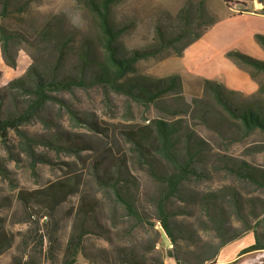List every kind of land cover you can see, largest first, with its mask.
I'll use <instances>...</instances> for the list:
<instances>
[{
    "label": "rangeland",
    "instance_id": "obj_1",
    "mask_svg": "<svg viewBox=\"0 0 264 264\" xmlns=\"http://www.w3.org/2000/svg\"><path fill=\"white\" fill-rule=\"evenodd\" d=\"M10 1V11L6 12V17H0V24L14 37L6 55L0 43L2 118L22 110L26 101L15 90H5L9 82L23 76L31 66L47 77L56 75L59 52L55 43L42 34L48 22L55 19L63 38L68 36L71 39V44L67 45L70 51L67 48L63 50L68 55L58 65V78L78 74L77 47L84 38L89 39L91 54L100 56L101 53L96 19L88 9V0ZM250 1L119 0L111 5L109 19L115 29L124 30L116 44L119 52L128 56L134 50L150 48L158 33L166 38L180 33L185 17L191 22L190 33L186 37L199 34L211 19H216L215 23L220 24L216 28L219 30L221 27L222 30L229 24L222 22L227 8L244 10L246 4L249 8L252 6ZM26 3L28 5L23 12L17 9ZM250 26L264 31V20H255ZM223 34L226 36L227 30ZM213 38L204 32L198 39L199 51L204 45L212 47L215 44ZM184 42L166 51L167 57L140 61L136 65L139 77L177 75L181 83L180 94L167 95L156 105L144 108L128 102L125 96L105 95L99 87L73 90L58 94L64 103L48 104L42 113V117L51 122L49 129L39 119L19 128L41 142H52L58 136L59 141L60 138L63 140L60 144L70 142L80 149L77 155L56 153L41 143L35 152L44 156V162L31 168L29 158L20 149L16 133L9 131L7 140L0 139V242L5 239L0 251V264H12L13 258L30 264H121L128 253L154 264L167 252L176 256L181 264H211L220 250L221 238L208 217L211 211L222 215V220H219L222 230L230 233L235 230L242 239L232 241L222 254L228 255L250 240L254 242L253 232L241 231L246 222L254 221V216L264 215V190L227 174L221 161L227 160L231 165L244 161L264 172V133H243L239 123L230 118L205 90L204 80L183 69L179 63L181 56H176L175 52ZM248 51L259 56L256 51ZM253 80L262 82L264 75L257 74ZM255 94L243 97L253 102ZM243 97L232 98L229 104L241 109L246 104ZM67 106L81 119L79 124L69 121L64 111ZM153 119L180 121L183 132L193 133L202 142L200 158L195 166L198 172L205 174V179L190 180L184 187L182 199H173L168 206L174 213H180L170 219L174 242L167 238L156 220L154 198L158 194L157 185L146 166L132 159L131 145L124 138L128 130L141 129ZM89 126L92 130L88 129ZM69 136H73L72 141L68 140ZM151 159L157 174L171 172L170 166L159 157L151 155ZM117 161H125L126 172L136 180L137 185L132 192L136 198V209L144 220L140 224L116 215L115 221H119L112 227V220H107V201L93 181V168L100 164L101 174ZM57 185L64 188L65 195L52 198L46 190H53ZM231 192L238 196L242 206L241 217L234 214ZM209 193L216 194L214 207H207L200 201V197ZM81 212H86L83 222L79 219ZM79 234H84L80 239L82 251L72 250L69 241L75 244L74 238ZM263 258L264 250L253 251L244 254L237 263L247 259L244 264H252Z\"/></svg>",
    "mask_w": 264,
    "mask_h": 264
},
{
    "label": "trees",
    "instance_id": "obj_2",
    "mask_svg": "<svg viewBox=\"0 0 264 264\" xmlns=\"http://www.w3.org/2000/svg\"><path fill=\"white\" fill-rule=\"evenodd\" d=\"M117 1L119 0H88V9L96 19L101 53L100 56L91 54L89 39L84 38L77 47L80 65L76 76L70 75L58 78V72L60 73L58 65L68 55L63 50L67 48L70 51L67 45L71 44V39L68 36L63 38L60 25L54 19V21L48 22L43 27L42 34L50 42L55 43L56 49L59 52L56 62V75L47 77L40 73L34 66H31L23 76L9 82L6 86L5 90H15L22 97H25L26 101L24 102L22 110L9 114L6 118H2L0 115V139L2 141L7 140L9 131L16 133L19 138L20 149L29 158L31 168H34L36 163L44 162V156L41 154L38 155L35 152V148L41 143H44L42 145L46 146V148H51L56 153L65 152L68 155H77L80 151V149L71 145L70 142L69 144H60L63 140L60 138L59 141L58 136L52 142L48 140L41 142L39 139L36 140L27 136L19 129L22 125L30 123L33 119H39L49 129L51 122L44 119L42 113L48 104L64 103L58 98V94L70 93L78 89L86 90L91 87H99L104 91L105 95H108V93L122 95L128 99V102L144 108H148L150 105H156L159 100L167 95H178L181 92V83L177 75L164 78L139 77L136 75V65L140 61L157 57H167V54H164L166 51L175 48V44H179L185 40L180 50L175 52L176 56H181L185 48L197 41L216 22V19H211L199 34L186 37L190 33L191 22L185 17L183 18L184 22L180 33L177 35L166 38L161 33H158L154 44L150 48L139 51L134 50L128 56H125L119 52L116 44L124 30L121 28L115 29L109 19L110 7ZM256 1L262 5L261 12L264 14V0ZM11 3L10 0L2 1L1 18L6 17V12L8 13L10 11ZM26 5L28 3L17 9L23 12L26 9ZM13 39V35L8 33L0 24V43H2V52L4 55H6L9 44ZM254 39L264 50V36L255 35ZM226 58L236 67L246 71L251 79H256L257 74L264 75V61L254 59L238 51L227 52ZM203 83L205 90L210 93L213 100L230 118L239 123L238 125L243 133L247 135L255 131L264 133V80L262 82H256L258 89L253 102H248V98L243 97L242 94L229 91L215 81L204 80ZM239 96L243 97L244 101H246V104L241 109L234 108L229 104V100ZM60 106L62 107V105ZM64 111L68 115L69 121L75 124L80 123L81 119L71 108L67 106ZM88 129L92 130V127L89 126ZM73 136H69L68 140L72 141ZM124 138L131 145L132 159L146 166L151 178L157 185L158 194L154 198V207L157 215L156 220L167 238L171 242H174L170 219L180 215V213H174L169 210L168 206L171 200L182 199L184 187L192 179L196 181L205 179V174L198 172L195 166L200 158L199 149L201 148L200 143L202 142L193 133L183 132L180 121L169 122L163 119H153L149 121L147 126L136 131L128 130L125 132ZM151 155L159 157L168 164L171 172L162 175L157 174L151 162ZM221 162L227 174H230L240 181H247L254 184L264 190V172L258 171L244 161L237 162L235 165H231L227 160ZM99 167L100 164L93 168V181L104 193L105 200L107 201V220H112V227L118 224L119 219L115 221L117 216V218H130L135 223H142L144 220L136 209V198L132 192L136 188V180L126 172V162L123 161L120 163L117 161L116 164L109 166L110 169L108 171L106 169L101 174ZM50 189H47L46 192L52 198H54V195L56 197L65 195V192L62 191L64 188L60 185H57L53 190ZM230 195L233 200L234 214L241 217L242 206H240L238 196L234 192H231ZM215 199L216 194L213 193L200 197L201 203H205L207 207H214ZM89 211L91 212L92 208ZM84 215H86V212H81L79 215L81 222L85 221ZM208 217L214 226L213 229L221 237L219 249L241 238L235 230H231V233L222 230V225L219 221L222 220V215L211 211ZM258 229L261 231L259 232ZM247 232H253L255 234L254 242L252 245L244 248L240 252V255L264 250V215L261 214L258 218L254 216L252 223L246 222L241 233ZM83 235L79 234L78 237L74 238L75 244L72 240L69 241V246L72 250L79 249V251H82L80 249V239H82ZM0 239L2 241L1 234ZM4 241L5 239H3V242H0V251L3 249ZM165 257L173 258L176 264H181L179 259L171 252H167ZM165 257L155 260L154 264H163ZM12 264H30V262L13 258ZM121 264L149 263L143 257L136 258L132 253H128L121 260Z\"/></svg>",
    "mask_w": 264,
    "mask_h": 264
},
{
    "label": "crops",
    "instance_id": "obj_3",
    "mask_svg": "<svg viewBox=\"0 0 264 264\" xmlns=\"http://www.w3.org/2000/svg\"><path fill=\"white\" fill-rule=\"evenodd\" d=\"M250 2L252 6L249 8L246 4V8L242 11H236L230 9L229 7L227 8V11L224 14L226 16L222 22H228L229 24L227 26L230 27L227 28V26H225L222 30L220 27L218 30L216 28L217 26H220L218 22L217 24H214L215 26L210 27L205 31L206 34L211 35L214 37L213 39H215V44L212 47L206 48L204 45L199 51V44L197 40L184 49L179 59V63L182 64L185 71L189 72V74L202 78V80L215 81L222 85L225 89L238 92L243 96H251L257 92V83L251 79L248 73L236 67L229 59L226 58L227 52L239 51L254 59L264 61V51L254 41V36L256 34H263L264 36V31L254 29L250 26L255 20H264V14L261 12L262 5L255 0H251ZM224 30H227L226 36L223 34ZM204 39L205 37L202 40ZM248 50L258 52L259 56L253 55V53H250ZM220 61H223L221 64H223L224 67H221V64L217 65ZM204 63L207 65L205 66ZM241 240L239 239L235 241L238 242ZM232 243L233 242L222 247L211 264H236L237 260L242 258L244 255L238 254L244 248L252 245L253 240L252 242L250 240L237 246L233 252L228 255L222 254L224 249L228 248L227 246ZM246 260L247 259H243L241 264H244ZM163 264H176V262L173 258L165 257ZM252 264H264V258L263 260L260 259L257 263L255 262Z\"/></svg>",
    "mask_w": 264,
    "mask_h": 264
},
{
    "label": "water",
    "instance_id": "obj_4",
    "mask_svg": "<svg viewBox=\"0 0 264 264\" xmlns=\"http://www.w3.org/2000/svg\"><path fill=\"white\" fill-rule=\"evenodd\" d=\"M240 7H243V6H240Z\"/></svg>",
    "mask_w": 264,
    "mask_h": 264
}]
</instances>
